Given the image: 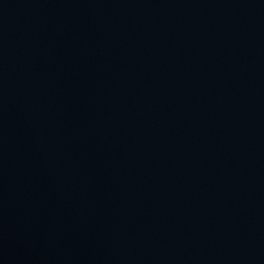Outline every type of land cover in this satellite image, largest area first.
Listing matches in <instances>:
<instances>
[{"label": "water", "instance_id": "95a60500", "mask_svg": "<svg viewBox=\"0 0 264 264\" xmlns=\"http://www.w3.org/2000/svg\"><path fill=\"white\" fill-rule=\"evenodd\" d=\"M0 264H264V0H0Z\"/></svg>", "mask_w": 264, "mask_h": 264}]
</instances>
